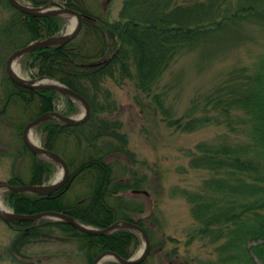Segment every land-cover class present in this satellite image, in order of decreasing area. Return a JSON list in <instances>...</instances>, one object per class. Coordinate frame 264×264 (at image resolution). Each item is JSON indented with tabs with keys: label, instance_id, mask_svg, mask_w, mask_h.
<instances>
[{
	"label": "trees",
	"instance_id": "trees-1",
	"mask_svg": "<svg viewBox=\"0 0 264 264\" xmlns=\"http://www.w3.org/2000/svg\"><path fill=\"white\" fill-rule=\"evenodd\" d=\"M2 1L11 11V18L0 26V67L5 70L12 52L39 39L60 35L65 19L31 17L13 9L7 0ZM26 1L35 7L63 4L83 15V28L77 38L65 45L37 50L20 63L33 78L53 79L85 97L93 113L89 122L78 127L51 121L37 128L43 147L63 156L70 167L64 188L50 197L6 192L4 203L17 215L58 212L97 229L125 220L143 227L150 235L145 221L131 215L133 211L142 214L141 208L123 201L126 195H138L142 180L134 176V181L123 182L114 176L121 157L130 160L127 167L135 164L134 155L126 148V136L117 133L116 124L99 123L97 119L103 112L111 120L113 105L107 83L122 86L131 81L151 95L181 58L196 54L199 64L210 67L228 54L231 44L243 40L244 26H264V0H125L117 19L103 9L101 14L93 12L87 0ZM261 59L254 68L235 65L228 70L211 89L194 96L183 116L175 119L169 109L164 113L166 124L183 132L224 129L219 137L197 145L190 158L191 168L208 172L209 178L196 191H181L198 224L196 237L219 243V264H264V55ZM4 74L0 125L14 130L18 142L13 144L19 145L11 156L14 172L8 182L18 186L26 184L23 181L28 177L27 184H46L57 166L25 148L23 131L29 122L48 112L76 116L78 104L55 91L19 87ZM162 97L167 95L161 93L159 105ZM81 130L87 131L86 136ZM114 136L120 143L118 147L108 141L105 150L96 151L99 145H92ZM71 138L78 145L74 153ZM25 155L30 157V169L16 173ZM77 188L83 193L72 198ZM9 226L18 235L10 252L39 238L53 239L76 245L86 264L106 251L130 259L142 245L140 237L128 230L92 236L66 222L51 220L14 222Z\"/></svg>",
	"mask_w": 264,
	"mask_h": 264
},
{
	"label": "rangeland",
	"instance_id": "rangeland-1",
	"mask_svg": "<svg viewBox=\"0 0 264 264\" xmlns=\"http://www.w3.org/2000/svg\"><path fill=\"white\" fill-rule=\"evenodd\" d=\"M124 1L87 0L93 12L101 14L103 9L110 13L112 19L118 18ZM10 18L11 11L0 0V26ZM65 18L61 35L70 32L74 20L73 17ZM228 50V54L222 55L217 62L213 61L210 67L199 64L196 54L175 61L151 95L148 91L139 90L131 81L122 86L111 81L107 83L113 105L109 113L112 114L111 120H107L103 112L97 115V119L99 123L116 124L117 133L126 136V148L134 155L135 164L130 167H127L131 165L130 160L121 157L114 176L123 182L130 181L134 176L142 180L138 195H126L123 201L133 202L143 211L142 214L133 211L131 215L135 219H143L149 230L152 246L148 264H219L216 250L219 243L213 244L196 237L198 224L192 217L190 203L181 191H196L209 178L208 172L191 168L190 158L197 145L219 137L224 129L208 127L193 133L183 132L169 127L164 121V113L165 109H169L175 119L179 118L187 111L195 95L207 92L235 65L256 67L264 55V26L256 23L244 26L243 40L237 45L231 44ZM16 65L22 77L33 78L31 72L23 70L20 61ZM199 67H204V70ZM4 72L0 67V97L3 93ZM161 93L167 97H162V105H159ZM78 107L79 113L75 118L84 112L82 106ZM58 108L63 109V104ZM86 132L81 130L84 136ZM34 133L41 142L40 134L36 131ZM15 134L14 130L0 125V155L5 153V157H0V181H8L13 176L10 155L14 156L19 150V145L13 144L18 142ZM116 139L114 136L102 141L96 140L92 145H99L96 151L105 150L104 144L108 141L118 147L120 143ZM69 140L74 153L78 145L73 138ZM79 153L80 157L84 155ZM30 166V157L26 155L19 161L16 173H25ZM61 171L57 167L51 181ZM24 179L23 182L27 183L28 177ZM82 193L83 190L77 188L72 198ZM16 236L15 230L0 220V264H86L76 245L53 239L44 241L39 238L30 245L10 252V245ZM143 249L142 242L136 255ZM254 259L257 260L256 257Z\"/></svg>",
	"mask_w": 264,
	"mask_h": 264
},
{
	"label": "water",
	"instance_id": "water-1",
	"mask_svg": "<svg viewBox=\"0 0 264 264\" xmlns=\"http://www.w3.org/2000/svg\"><path fill=\"white\" fill-rule=\"evenodd\" d=\"M8 2L14 9L28 16H33L37 18L70 16L75 18V20L77 21L76 27L68 34L60 37L58 36L48 37L46 39H40L38 41H35L29 44L28 46L14 52L6 63L7 75L14 84L32 90H50V91L58 92L66 96L67 98L81 104L85 111L84 114L77 119L65 117L57 112L46 113L38 117L31 123H29L24 130V134H23L24 144L30 152H32L36 156H40L50 161H53L62 167L63 175L59 181H56L50 185H42V186L24 185V186H16V187L9 185L5 181H0V194L5 191H10L15 193H35L44 197H49L53 193L61 189L67 183L70 176V169L66 161L57 153L49 151L43 148L42 146L33 145L29 140V135L33 131V129L48 121H59L68 126H77L84 124L91 118V114H92L91 106L89 102L82 95L74 92L73 90L67 88L66 86L60 84L59 82L47 78L29 80L20 76L15 72L14 65L20 58H22L27 54L33 53L34 51L40 49H47L54 46L65 45L70 41L74 40L82 30L83 16L79 12L68 8H64V9H49L48 7L38 8L23 4L19 0H8ZM0 219L6 223L35 222L42 219L59 220L69 223L74 228H76L77 230L83 233H87L94 236H106L114 233L117 230L127 229L140 235L145 242V249L143 253H141V255L137 258L126 260L113 252H105L99 255L92 264H102L103 262L109 259L114 260L120 264H141L143 261L147 259L151 249V241L146 231L143 228L139 227L138 225L125 221L117 222L106 229L98 230L92 227L85 226L80 222H78L73 217H70L62 213L48 212L37 215H17L11 211H5L1 209H0Z\"/></svg>",
	"mask_w": 264,
	"mask_h": 264
},
{
	"label": "bare ground",
	"instance_id": "bare-ground-1",
	"mask_svg": "<svg viewBox=\"0 0 264 264\" xmlns=\"http://www.w3.org/2000/svg\"><path fill=\"white\" fill-rule=\"evenodd\" d=\"M75 25H76L75 20H73L72 25H71V27H70V31H72V30L75 28ZM14 70H15V72H16L17 74H19V75L21 74V73H20V70H19V67H18L16 64L14 65ZM29 140H30V142H31L33 145H36V146H39V145H40V142H39V140L36 138L34 132H32V133L30 134V136H29ZM61 177H62V172H60V173L57 175L55 181L60 180ZM0 209H1V210H5V211L8 210L7 207L4 205V203L2 202L1 199H0Z\"/></svg>",
	"mask_w": 264,
	"mask_h": 264
}]
</instances>
